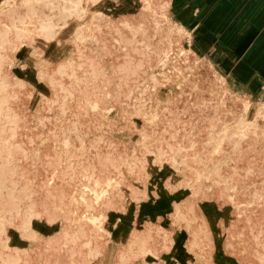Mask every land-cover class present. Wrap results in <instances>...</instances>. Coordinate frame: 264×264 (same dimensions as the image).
Listing matches in <instances>:
<instances>
[{
    "label": "rangeland",
    "instance_id": "1",
    "mask_svg": "<svg viewBox=\"0 0 264 264\" xmlns=\"http://www.w3.org/2000/svg\"><path fill=\"white\" fill-rule=\"evenodd\" d=\"M171 3L164 10L166 17L191 30L192 43L202 56L191 68L186 66L193 63L190 60L175 62L176 68H172L169 74L171 81L181 80V85L154 89L147 99L148 106L140 113H134L133 108L125 104L126 92L137 79H133L134 74L130 71H122L119 67L127 53L133 54L127 42L133 38L129 25H140L135 38L143 39L142 43L148 42L150 49L160 44L161 33L157 27L164 24L165 17L157 25L155 19L159 18L160 11L157 13L156 8H141L136 0H105L111 17L129 12L128 22L114 20L109 25H101V32L96 31L100 40L98 45L78 47L67 44L64 70H59V58L55 56L49 57L56 60L45 61V55L50 54L52 47L48 50L38 48L33 57L45 72L42 77L36 74V68L33 69L28 47L19 50L14 76L31 84L15 85L6 90L7 95H14L16 99L7 104L10 109L6 112L12 116L0 118V125L3 124L6 131L3 138L10 139L19 156V168L13 175L21 186L18 195L29 202L32 193L31 198L37 204L53 199L52 193L57 188L54 184L46 186L44 179L54 165L53 160L63 154L57 139L84 138L86 144H90L94 139L102 138L91 151L75 148L70 152L75 158H83V166L108 163L112 169V164H120L121 170L115 172L122 185L135 183L143 186L148 181L145 173L160 164L166 165L172 179L184 175L190 182L187 184L183 219L156 218L148 230L144 229L145 223L142 226L135 223L136 228L145 231L147 236L145 260L151 264H264V190L262 193L261 189L264 185V151L261 150L264 147V116L256 118V131L250 130L246 136L238 134L240 128L237 124L242 99L249 102L250 113L247 116H250L261 97L250 94L239 97L243 91L233 87L228 79L225 83L227 90L223 84L215 83L211 66L217 68V65L208 51L207 34L194 30L191 20L182 23L173 10V0ZM83 5L89 11L86 18L97 7L86 0ZM171 37L178 45L187 44L184 35L173 32ZM94 100H98L97 106L93 105ZM153 113H158V117L152 119L150 115ZM144 129L146 135L141 137ZM170 132L174 133V138L164 137ZM167 143L186 146L177 159L185 163L173 162L172 157L167 159L159 153L158 148ZM192 143L194 146L191 148ZM196 150L206 155L202 161L204 169L213 163L220 164L219 175H197V163L193 157ZM5 159L0 156V162ZM133 161L137 163L134 168L140 169V174L131 172L125 165ZM101 169L92 171L105 174L104 168ZM0 170L6 168L0 166ZM161 173L163 170L153 175ZM60 174L64 176L61 187L69 194L74 183L69 173ZM233 183L235 188L230 189L229 185ZM171 197L180 201L181 189L174 187ZM138 201L137 212L147 202L143 199ZM156 207L157 211L164 208L162 205ZM153 211L149 209V216ZM129 212L133 213L135 209ZM9 218L7 229L22 230L21 218ZM131 224L134 222L130 218L124 221L121 213L119 222L111 228L114 239L109 244V252L110 257L115 256L111 261L109 257L104 259L108 248L97 247L105 242L103 233L84 220L76 218L69 224L59 213L51 212V216L46 214L35 220L33 228L36 232L30 231L31 234L27 233L20 241L13 239L12 244L21 245L24 249L7 247L0 242V264H122L121 256L126 252L131 254V250L136 255H131L125 264H149L140 261L142 256L137 248L132 249L133 244L128 246L126 234ZM159 224L169 230L178 226L185 229L175 230L171 250L157 257L155 255L160 253L168 238L167 232L157 228ZM66 228L68 231L65 232ZM192 239H195V244L189 250L186 240L191 242ZM49 240L50 245L47 243ZM87 241L95 248L89 249ZM96 249L99 252H95ZM96 254L97 257L94 256Z\"/></svg>",
    "mask_w": 264,
    "mask_h": 264
},
{
    "label": "bare ground",
    "instance_id": "2",
    "mask_svg": "<svg viewBox=\"0 0 264 264\" xmlns=\"http://www.w3.org/2000/svg\"><path fill=\"white\" fill-rule=\"evenodd\" d=\"M83 1L84 0H0V118H9L12 116V114L6 112V110L10 109L7 104L10 100L16 99L14 95H7L6 90L15 85L31 84L29 82L19 81L16 79V76H14L17 56L19 50L23 49L24 46L28 47L27 49L31 54L33 69L36 68V74L42 77L45 72L38 66L33 57L34 52H37L38 48L42 50L40 47H44V49L47 48L46 50H48L52 47L53 50H50V54H47V56L45 55V61L50 62L59 58V70H64V61L66 60V53L68 52L67 44L69 45L72 43L78 47L80 45L83 47L98 45L100 40L96 31L101 32V25H109L112 21L114 22V20L123 23L128 22L127 17L129 12L111 17L108 6L105 5V0H86L93 6H97L91 11V15L86 18L89 11L83 5ZM136 1L140 2L139 5L141 8H156L154 10H156L157 13L160 11L159 18L155 19L157 25L159 20L165 17L164 24L157 27V31L161 33V38L159 39L160 44L153 49L149 48L151 45L148 42L142 43L141 41L143 39L136 40L135 34L140 30V25H129L133 38L127 42L133 54H126L127 57L121 62L119 69L122 71H130L134 74L133 79H137L133 84L134 86L132 85L133 87L128 88L126 92L125 104L131 106L134 113H140L145 106H148L149 102L147 99L154 89L165 86L179 87L181 85V80L171 81L172 76L169 74L172 68H176L175 62L190 60L193 63L186 64V66L191 68L193 64L201 58L202 54L192 43L193 36H191V30L166 17L164 10L172 4V0ZM232 1L234 4L238 2L239 6L242 5V0ZM130 13L133 12L131 11ZM173 32L184 35L187 44L185 46L176 44L172 39L173 37H171ZM36 37L38 38L37 42ZM172 43H174V45H172ZM252 55H254L253 52ZM49 56H55L56 58L51 59ZM211 68L213 70L215 83L223 84L224 89L227 90L228 85H226L225 75L216 67L211 66ZM258 75L260 74L258 73ZM170 81L172 83H170ZM238 96L246 97L247 94L242 92L239 93ZM93 102L94 106L98 105V100H94ZM249 107V102L242 99L240 108L241 114L237 119L238 128H240L238 134L241 136L245 135L250 130L253 132L256 131L258 127L256 118L258 116H264V100H259L254 106L251 115L247 116L250 113ZM13 115H17V113ZM150 116L152 119H155L158 117V113H153ZM4 127L3 124L0 125V156L3 155L6 158L4 162H0V166L6 168V170H0V232H2L0 234V242L6 244L7 247L24 249L21 245L12 244L11 242L13 239L17 238L19 241L22 240L26 237L27 233L35 231L33 224L36 219L42 218V216H46V214L51 216V212H57L61 217L65 218L69 224L72 220L78 218V220H84L87 225L103 233L105 235V242L97 247H107L108 249L105 250L104 259L109 257V259L113 261L115 256L112 255L110 257L109 252V244L114 239V233L111 228L115 227L119 222L120 214L123 213L124 221L126 218H130L134 222L133 225L131 224L126 234L128 246L133 244L134 247L132 246V249L137 248V252L142 256L140 261L149 263L143 258V254L148 251L145 247L147 236L145 231L136 228L135 225H143V223H145L146 227L144 229L148 230L156 218L161 220L184 218V208L188 195L186 190L189 182L184 175L172 179L170 171L165 169L166 165L160 164L154 165L151 171L145 173V177L148 181L143 186L136 185L135 183L122 185L117 177V172L121 170L120 164H112V169H109L110 164L107 165L108 163H98V166H91L88 163L83 166L81 165L83 163V158H75L70 152L71 150H75V148H83L86 149L87 152L91 151L93 148L97 147L98 142L102 138H96L90 144H86L84 138L65 137L57 139L56 142H59L63 148V154L58 156L57 160H53L54 165H52L51 170L48 171V177L44 179L46 186L54 184L53 186L57 188L55 193H52L53 199H47L44 203L37 204L31 198V193L29 195V202L25 201L23 197L18 195L21 186L18 185L19 181H17L16 177L13 176L17 173L16 168L17 170L19 168V156L16 153L17 151H15V145L10 143V139L3 138V135L6 133ZM75 134L79 135L77 132ZM145 135L146 130L144 129L143 132H141V137H145ZM161 137H163V135ZM164 137L174 138L175 135L170 132V135ZM231 137L232 136L229 134V138ZM75 141L79 143L77 144ZM193 146L194 143L190 144L191 148ZM185 148L186 146L180 143H167L160 146L158 151L161 155L167 156V159L172 157L173 162L185 163L183 160H177ZM261 148V150L264 151V147ZM193 157L195 158L194 161L197 163L196 169L198 171V176L203 173L220 174V164L218 163H213L209 168H203L202 161L205 160L206 155L200 150H196ZM209 158H212V156L209 155ZM135 164H137L135 161L125 163L131 172L140 174V169L135 170ZM94 168L97 170H102L101 168H104L106 172L103 175H99L98 172L96 174L92 171ZM115 170H117V172H115ZM159 170H163V173L159 176H154L153 173ZM63 172L69 173V178L72 179L74 183L69 194L61 187L64 176L60 173ZM114 172L115 174H112ZM230 178L229 176V179ZM234 183L229 185L230 189L235 188ZM75 185L76 187H74ZM158 185L161 187H158ZM174 187L181 189L182 198L180 201L179 199L176 200L171 197ZM261 189L263 193L264 185H262ZM48 192L49 189L47 188V193ZM262 193L260 195H262ZM140 199L147 202H145L140 211L137 212V206L140 202L138 200ZM160 205L164 208L157 211L156 206ZM133 208L135 212H129ZM150 208L154 210L151 216H149L148 212ZM12 216L21 218L22 222L20 225L22 230L17 232V230L12 228L7 229V220ZM157 228L167 232L168 236L167 243L160 250V253L155 255L160 257L162 253L171 250L175 230L184 227L178 226L175 229L169 230L162 224H159ZM64 231H68L67 228L64 229ZM69 236L72 237L73 235L69 234ZM47 243L50 245V240L47 241ZM192 244H195V239H192L191 242L190 240H186V245L189 250H191ZM86 245L89 249L95 246L88 241ZM95 252H99V249H96ZM124 254L126 255L121 256L122 264L127 263L131 255H136L135 253L133 254L132 250L131 254L127 252ZM94 256L97 257V254ZM190 260L192 262V258H190ZM98 261L99 259H97V262Z\"/></svg>",
    "mask_w": 264,
    "mask_h": 264
},
{
    "label": "crops",
    "instance_id": "3",
    "mask_svg": "<svg viewBox=\"0 0 264 264\" xmlns=\"http://www.w3.org/2000/svg\"><path fill=\"white\" fill-rule=\"evenodd\" d=\"M173 2L182 23L191 20L194 30L207 34L210 56L226 80L264 100V0Z\"/></svg>",
    "mask_w": 264,
    "mask_h": 264
}]
</instances>
